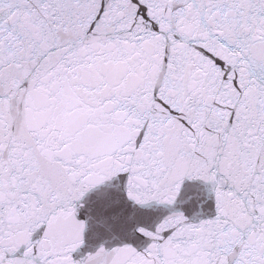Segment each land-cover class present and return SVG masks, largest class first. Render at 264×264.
Returning a JSON list of instances; mask_svg holds the SVG:
<instances>
[{"label": "snow or ice", "instance_id": "snow-or-ice-1", "mask_svg": "<svg viewBox=\"0 0 264 264\" xmlns=\"http://www.w3.org/2000/svg\"><path fill=\"white\" fill-rule=\"evenodd\" d=\"M0 264H264V0H0Z\"/></svg>", "mask_w": 264, "mask_h": 264}]
</instances>
